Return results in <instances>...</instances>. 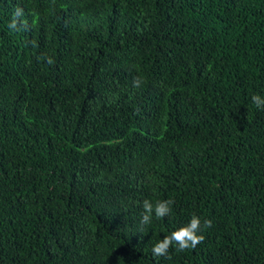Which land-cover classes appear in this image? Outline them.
<instances>
[{
    "label": "trees",
    "instance_id": "1",
    "mask_svg": "<svg viewBox=\"0 0 264 264\" xmlns=\"http://www.w3.org/2000/svg\"><path fill=\"white\" fill-rule=\"evenodd\" d=\"M254 95L264 0H0V264H264Z\"/></svg>",
    "mask_w": 264,
    "mask_h": 264
},
{
    "label": "clouds",
    "instance_id": "2",
    "mask_svg": "<svg viewBox=\"0 0 264 264\" xmlns=\"http://www.w3.org/2000/svg\"><path fill=\"white\" fill-rule=\"evenodd\" d=\"M18 12L22 14V10L18 9ZM10 28L15 29L17 27V21L14 19L10 25ZM48 63H53L51 58L48 59ZM134 86H139L138 82L134 80ZM253 102L257 107L264 105V99H261L259 95L252 97ZM173 200L157 201L155 205L150 200L145 199L143 201V212L141 224H148L152 220L153 213L157 219L164 218L171 212V205ZM204 227H210L211 221L205 220ZM201 232V219L193 214L189 222L175 230L169 235L164 236L159 240L152 248V253L155 258L169 257V250L175 245L177 252H183L189 249H195L200 243L203 242L204 236ZM158 264V261H157Z\"/></svg>",
    "mask_w": 264,
    "mask_h": 264
}]
</instances>
